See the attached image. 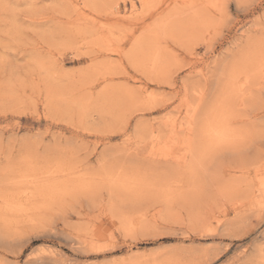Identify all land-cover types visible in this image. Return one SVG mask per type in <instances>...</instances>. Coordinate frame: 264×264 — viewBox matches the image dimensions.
Returning <instances> with one entry per match:
<instances>
[{
	"label": "rangeland",
	"instance_id": "obj_1",
	"mask_svg": "<svg viewBox=\"0 0 264 264\" xmlns=\"http://www.w3.org/2000/svg\"><path fill=\"white\" fill-rule=\"evenodd\" d=\"M222 2L0 0V264H260L264 23Z\"/></svg>",
	"mask_w": 264,
	"mask_h": 264
},
{
	"label": "snow or ice",
	"instance_id": "obj_2",
	"mask_svg": "<svg viewBox=\"0 0 264 264\" xmlns=\"http://www.w3.org/2000/svg\"><path fill=\"white\" fill-rule=\"evenodd\" d=\"M223 13L230 14L227 21L231 25L236 17H241L244 23L241 25L247 28L251 24V18L259 16V19L264 23V0H223L222 3L216 5ZM261 44L264 46V33L260 36ZM262 260L260 264H264V245L261 248ZM31 264V258H30ZM36 264H52L51 261H37ZM229 264H252L250 261L236 259L229 261Z\"/></svg>",
	"mask_w": 264,
	"mask_h": 264
},
{
	"label": "bare ground",
	"instance_id": "obj_3",
	"mask_svg": "<svg viewBox=\"0 0 264 264\" xmlns=\"http://www.w3.org/2000/svg\"><path fill=\"white\" fill-rule=\"evenodd\" d=\"M44 257H47V256H44ZM33 261L36 263L37 261H40V258L39 257H34V260ZM41 262H42V260H41Z\"/></svg>",
	"mask_w": 264,
	"mask_h": 264
}]
</instances>
